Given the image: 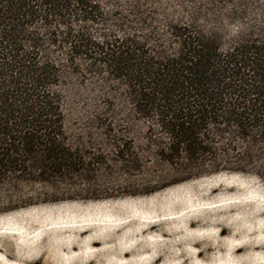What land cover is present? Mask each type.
Wrapping results in <instances>:
<instances>
[{
    "label": "trees",
    "instance_id": "16d2710c",
    "mask_svg": "<svg viewBox=\"0 0 264 264\" xmlns=\"http://www.w3.org/2000/svg\"><path fill=\"white\" fill-rule=\"evenodd\" d=\"M184 2L0 0V215L264 181V7Z\"/></svg>",
    "mask_w": 264,
    "mask_h": 264
},
{
    "label": "rangeland",
    "instance_id": "374dc122",
    "mask_svg": "<svg viewBox=\"0 0 264 264\" xmlns=\"http://www.w3.org/2000/svg\"><path fill=\"white\" fill-rule=\"evenodd\" d=\"M158 1L168 15L188 6ZM245 3V18L258 20L264 0ZM240 25L227 24L225 32L234 35ZM69 86L93 92V85L74 79ZM65 94L72 98L71 91ZM0 264H264V181L220 173L146 197L3 214Z\"/></svg>",
    "mask_w": 264,
    "mask_h": 264
}]
</instances>
